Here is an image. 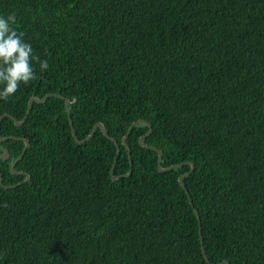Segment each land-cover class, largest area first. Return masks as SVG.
I'll use <instances>...</instances> for the list:
<instances>
[{"label":"trees","instance_id":"1","mask_svg":"<svg viewBox=\"0 0 264 264\" xmlns=\"http://www.w3.org/2000/svg\"><path fill=\"white\" fill-rule=\"evenodd\" d=\"M10 13L49 67L0 116L58 95L1 120L29 145L12 173L24 141L0 143V264H264V0H0ZM60 96L78 139L106 134L77 144ZM138 119L152 131L143 146L133 126L129 157Z\"/></svg>","mask_w":264,"mask_h":264},{"label":"clouds","instance_id":"2","mask_svg":"<svg viewBox=\"0 0 264 264\" xmlns=\"http://www.w3.org/2000/svg\"><path fill=\"white\" fill-rule=\"evenodd\" d=\"M15 23L14 13L0 16V99L5 101L21 83L27 85L37 79L33 62L39 64L41 71L49 67L46 60L33 55L32 46L23 40L24 33L12 27Z\"/></svg>","mask_w":264,"mask_h":264},{"label":"water","instance_id":"3","mask_svg":"<svg viewBox=\"0 0 264 264\" xmlns=\"http://www.w3.org/2000/svg\"><path fill=\"white\" fill-rule=\"evenodd\" d=\"M51 95H58V94H55V93H47V94H45V95L43 96V98H41V99L37 98L36 96H31V97L29 98V100H28V107H27L26 112H25L24 116L22 117V119L17 120V119H16L15 117H13L12 115L7 114V113H4V114H2V115L0 116V123H1V120H2L3 117L8 116V117H10V118L14 121V124H15V125H17V126H18V125H21V124L24 122V120L26 119V117H27V115H28V113H29V111H30V109H31L32 102H33V101H35V102H39V103H40V102H44V101L46 100V98H47L48 96H51ZM60 97L64 98V105H65L66 111H67V113H68V118H69V122H70V125H71V134H72V136H73L74 141H75L77 144H80V143H82V142H84V141L90 139V138L92 137V135L94 134L96 128H100L101 131H102L104 134H106V131H105L104 125H103L101 122H98V123H96V124L94 125V127H93L92 130H91V132H90L85 138H83V139H78V138L76 137V134L74 133V130H73V127H72V122H71V119H70V116H69V110H68L69 99H68L67 97H64V96H60ZM138 123H143V124L147 125L148 128H149L148 131H147L144 135H142V136L139 137V143H140L141 145H143V146H148V145H146L145 143H143L142 140H143V138H144L146 135H148V134L152 131V128H151L150 124H149L146 120H144V119H138V120H136V121H134V122H132V123L130 124V126L128 127V130L126 131L125 135L122 137V143L127 147V150H128V156H129V157H130V149H129L127 143H126V137L128 136V134H129L130 131L132 130L133 126L137 125ZM8 138L21 139V140L24 141V146H23V149H22L21 153H20L19 156L13 161V163H12V165H11V167H10V170H11L12 173H18V171L14 170V165L16 164V162H18V161L22 158L24 152L26 151V149H27V147H28V145H29V141H28V139H26V138L18 137V136H14V135H9V136H5V137H1V135H0V143L3 142L4 140L8 139ZM112 141L116 144V147H117L116 152H117V153H116V156H115V158H114L113 164L111 165V168H110V171H109V172H110L111 178L115 180V179H117V178L120 177V175H115V174H114V165H115V162H116V159H117V156H118V153H119L120 149H119V144L117 143L116 139H113V138H112ZM149 147L152 148V149H154V150H156V152H157V167H158V170H159V171H165V170L170 169V168H172L173 166H175V165H171V166H169V167H162V165H161L162 151H161L160 149H157L156 147H154V146H152V145H149ZM0 149L2 150V154L0 155V158H3V159H4V158H7V157L9 156V152H8V150H7L4 146H2V145H0ZM130 164L132 165V162H131V161H130ZM190 165H191L190 170L187 171V172L182 173V174L178 177V181L180 182V184H181L182 187H184V188H185V185H184L183 182H182V178H183L184 176L188 175V174L194 169V164H193L192 162H190ZM131 171H132V169H130L128 173H126V174H124V175H121V176H128V175L131 173ZM28 178H29V175L26 174V178H25V180L28 179ZM18 183H19V182H18ZM0 186H2L3 188H11V187H13L14 185H5V184H3V183H2V178H1V176H0ZM186 192H187V194H188V191H187V190H186ZM188 197H189V200H190V202H191V199H190L189 194H188ZM194 212L196 213L197 218H199V214H198V212H197L196 209H194ZM201 242H202V241H201ZM201 250H202V253L204 254V248H203L202 245H201ZM204 256H205V254H204ZM206 261H208L207 258H206ZM224 262H225L226 264H228L227 261H224Z\"/></svg>","mask_w":264,"mask_h":264}]
</instances>
